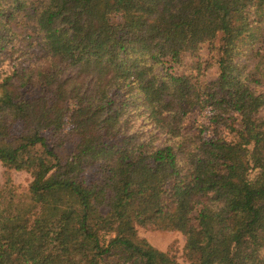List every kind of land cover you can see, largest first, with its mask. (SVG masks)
<instances>
[{
	"label": "trees",
	"instance_id": "16d2710c",
	"mask_svg": "<svg viewBox=\"0 0 264 264\" xmlns=\"http://www.w3.org/2000/svg\"><path fill=\"white\" fill-rule=\"evenodd\" d=\"M16 47L0 163L32 180L0 186V264H177L154 224L190 264H264V0H0V65Z\"/></svg>",
	"mask_w": 264,
	"mask_h": 264
},
{
	"label": "rangeland",
	"instance_id": "374dc122",
	"mask_svg": "<svg viewBox=\"0 0 264 264\" xmlns=\"http://www.w3.org/2000/svg\"><path fill=\"white\" fill-rule=\"evenodd\" d=\"M116 19L118 20V18ZM17 48L18 47L4 53L5 57L2 59V63L0 65V70H2V72L9 73L12 71H16L18 69L26 67L29 64L28 58L32 57L27 56L25 60L17 58ZM13 52L16 53L13 54ZM199 54L201 60L209 62L210 51L208 45L203 46ZM36 56V54L33 56V61L35 60ZM195 64H197V59L192 58L191 56H187V58H185L184 62L180 66H175L172 69V72L177 74L193 73L196 70L195 67H197L195 66ZM203 67L204 65H202V68ZM161 71L162 70L160 66L154 68V73L156 75ZM207 73L212 77L215 76L214 69L207 70ZM211 76H208L207 79L212 78ZM116 96L118 97L116 98L117 100L126 99V97H123L121 92H118ZM196 112L190 114L184 122L185 130L190 131V129L195 124L196 120L198 119ZM262 114H264V109L262 111ZM137 123H139L138 125H140L141 120L137 119L134 116H130L129 120L127 121V127L130 128L132 125L137 126ZM144 130H147V128H145ZM129 131L132 132L133 129H129ZM31 180L32 178L28 172L10 170L0 163V186L6 185L7 189L13 195H15L16 199L26 196ZM135 229L136 238L138 240L146 241L152 248L166 254L177 264H190L194 260V258L189 255V251H187L186 249V236L180 229L165 228L161 224H154L151 226L138 225L135 227ZM111 236H113V233L104 235L103 240L107 241Z\"/></svg>",
	"mask_w": 264,
	"mask_h": 264
}]
</instances>
